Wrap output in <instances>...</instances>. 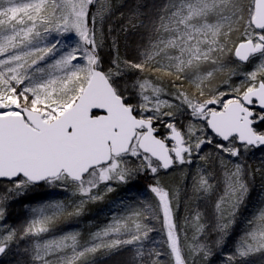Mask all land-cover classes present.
<instances>
[{"label": "snow or ice", "instance_id": "snow-or-ice-1", "mask_svg": "<svg viewBox=\"0 0 264 264\" xmlns=\"http://www.w3.org/2000/svg\"><path fill=\"white\" fill-rule=\"evenodd\" d=\"M258 154L264 0H0L10 264H264ZM118 190L87 236L57 231Z\"/></svg>", "mask_w": 264, "mask_h": 264}, {"label": "rangeland", "instance_id": "rangeland-1", "mask_svg": "<svg viewBox=\"0 0 264 264\" xmlns=\"http://www.w3.org/2000/svg\"><path fill=\"white\" fill-rule=\"evenodd\" d=\"M121 51H122V49H121ZM250 160H249V164L253 163ZM255 162L257 163V160H255ZM253 167H255V166H253ZM164 179L168 183L173 184L176 187H181V181L179 179V174L173 175V176H166V177H164ZM222 179L223 178L220 177V180H222ZM149 182L150 181L148 179H141L140 185L144 186ZM119 193L120 192L118 190L117 192L110 194V196L107 197L106 201L103 203L89 205L86 214L83 217L79 218V220H81L82 218H83V220H87V222L84 223L83 225H79L78 228H74L73 225H71V224H72V222H76V221L66 222V223L59 225L57 228V231L58 232L59 231H66V230L71 228V229L80 230L84 236H87L90 231L95 230V226L103 225L107 221V213L110 210V204L112 201H116L115 196H118ZM44 196H45V194L43 192H41V193L37 194L36 199L40 200V199L44 198ZM51 198L57 199V198H65V197L63 194H60L58 196L51 197ZM252 198H253V202H255L256 198H254L253 195H252ZM182 199H183V193H182ZM192 203L195 204L196 202L193 201ZM96 209L98 210V213L96 214V217L94 218L92 213ZM253 210L254 209H252L251 206L248 209H242L241 211L243 213V216L241 217V219L248 216L250 214V211H253ZM182 213H183V206H182ZM25 216H26V209L24 208L23 204L22 203H14L8 209L6 223L8 225H11V226L18 225L25 218ZM79 220H77V221H79ZM242 231H243V226L238 222L237 227L235 229V232L237 234H239ZM191 235H192V233H191V231H189L190 242H191ZM232 243L233 242L230 241L228 244L229 250L232 247ZM103 259H105V258L101 257V260H103ZM213 260H216V264H225L223 256H221L219 260H217V258L214 256ZM11 261H12V257L0 256V264H10Z\"/></svg>", "mask_w": 264, "mask_h": 264}, {"label": "trees", "instance_id": "trees-1", "mask_svg": "<svg viewBox=\"0 0 264 264\" xmlns=\"http://www.w3.org/2000/svg\"><path fill=\"white\" fill-rule=\"evenodd\" d=\"M121 49H122V51H123V48H121ZM262 155H264V154H258L257 156L252 157V159H251L250 161L253 162V163H251V164H252L253 166L258 165V164L260 163V158H261ZM255 160H257V163L255 162ZM259 183H260V181H259V177H257V179H256V186H257V188H258V186H259ZM252 195L254 196V198L257 199V194H256L255 191L252 193ZM120 198H121V194H120V193H119L118 196H115V200H118V199H120ZM256 199H255V200H256ZM97 213H98V210H97V209H96L95 211H93L92 215L94 216V218L96 217V214H97ZM86 222H87V220H83V218H82V219L79 220V221L72 222L71 225H73L74 228H78L79 225H83V224L86 223Z\"/></svg>", "mask_w": 264, "mask_h": 264}]
</instances>
